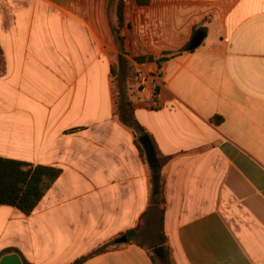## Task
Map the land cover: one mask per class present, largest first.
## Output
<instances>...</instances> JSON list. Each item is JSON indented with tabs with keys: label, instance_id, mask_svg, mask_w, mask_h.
Segmentation results:
<instances>
[{
	"label": "crops",
	"instance_id": "0c3cea01",
	"mask_svg": "<svg viewBox=\"0 0 264 264\" xmlns=\"http://www.w3.org/2000/svg\"><path fill=\"white\" fill-rule=\"evenodd\" d=\"M122 1L120 44L116 0H0V158L60 171L28 216L0 206V254L71 264L157 209L131 116L168 159L172 263L264 264V0ZM198 32L161 71L135 62ZM131 68L160 73L154 103L125 93ZM121 245L83 264H154Z\"/></svg>",
	"mask_w": 264,
	"mask_h": 264
},
{
	"label": "trees",
	"instance_id": "16d2710c",
	"mask_svg": "<svg viewBox=\"0 0 264 264\" xmlns=\"http://www.w3.org/2000/svg\"><path fill=\"white\" fill-rule=\"evenodd\" d=\"M150 0H136L138 6L144 7L149 4ZM115 10H116V20L117 27L115 29L116 39L121 44L122 38L120 37V31L123 26V1L116 0L115 2ZM193 50L189 49V46L186 45L177 53H162L158 56L152 57H137L135 58V62L141 65L147 64H155L159 71H161L162 64L173 58L175 55L184 53V52H192ZM155 94H158V91H155ZM130 106L129 103H127ZM130 111V110H128ZM130 115V114H129ZM128 115V116H129ZM128 123L131 125L132 129L135 131L136 138L141 136H148L144 129H142L132 118L128 117ZM152 141L151 138H149ZM153 144V143H152ZM137 148L139 150L142 161L146 164V159L144 155V151L141 146L136 143ZM155 154H156V164H157V174L159 175V190L156 194L152 195V199H156V206L159 208V222H160V236L158 242L155 244L154 248L162 247L165 255H170V249L166 245V239L163 235V215H164V199H163V181L160 176V168L162 164L168 159H162L160 154L156 151V147L153 144ZM60 171L51 167L44 166H33L28 163L7 160L0 158V206H9L16 208L24 215H29L35 209L39 201L46 194V192L51 188L53 183L59 177ZM153 172L150 169V178L152 183ZM140 225L132 230H129L119 237H126V244H135L140 247H145L144 243L138 239V231ZM111 245L109 246H100L91 253L81 256L76 259L71 264H83L87 260L94 258L100 254H103L108 251ZM120 245H115L113 250L119 248ZM112 249V248H111ZM16 253L15 250L9 249L3 251L0 254V257L6 254ZM151 259L154 264V258L151 256ZM23 264L26 263L23 259H21ZM160 264V263H159Z\"/></svg>",
	"mask_w": 264,
	"mask_h": 264
},
{
	"label": "water",
	"instance_id": "95a60500",
	"mask_svg": "<svg viewBox=\"0 0 264 264\" xmlns=\"http://www.w3.org/2000/svg\"><path fill=\"white\" fill-rule=\"evenodd\" d=\"M205 34L203 32H198L192 42L190 43L189 49L194 50L197 49L204 38ZM139 144L141 148L144 151L146 163L148 167L152 170L153 176H152V189L153 194H156L159 190V175L157 174V164H156V154L153 147V144L148 136L144 135L139 138ZM127 239L126 237L122 236L119 239L115 240V244L121 245L126 244ZM155 256L159 259V261H162L164 258L163 248L157 247L154 250ZM0 264H23L21 258L16 253L6 254L3 255L0 258Z\"/></svg>",
	"mask_w": 264,
	"mask_h": 264
},
{
	"label": "rangeland",
	"instance_id": "374dc122",
	"mask_svg": "<svg viewBox=\"0 0 264 264\" xmlns=\"http://www.w3.org/2000/svg\"><path fill=\"white\" fill-rule=\"evenodd\" d=\"M125 73H126L125 82L122 84L123 87L125 88V93H127L128 96L130 95L132 97H136V94L133 92L131 88V84L134 83V78L130 76V73L128 71H126ZM159 219H160L159 208H157L155 209V211H152V214H149L148 217L146 216L142 220L140 227H139V231H138V239L141 242H143L145 246L152 248V250L155 249L154 246L158 242L159 236H160ZM110 243H111V246L108 249V251L113 250L115 246L113 244V241H111ZM121 246L122 245H120V247ZM151 256L154 258L155 262H157L156 264H159V263L160 264H173L170 259V255H164V258L162 261H159V259L155 256L154 253H152Z\"/></svg>",
	"mask_w": 264,
	"mask_h": 264
},
{
	"label": "built area",
	"instance_id": "2783aa9c",
	"mask_svg": "<svg viewBox=\"0 0 264 264\" xmlns=\"http://www.w3.org/2000/svg\"><path fill=\"white\" fill-rule=\"evenodd\" d=\"M158 71H142L135 73L132 68L129 71L130 76L134 78V83L131 84V88L136 94V98L144 104L150 105L154 103L156 98L155 91H158L159 87L162 86V78ZM152 108L157 109L159 105L154 104Z\"/></svg>",
	"mask_w": 264,
	"mask_h": 264
}]
</instances>
